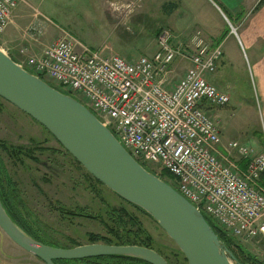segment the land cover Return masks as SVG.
Returning a JSON list of instances; mask_svg holds the SVG:
<instances>
[{"label": "built area", "instance_id": "built-area-1", "mask_svg": "<svg viewBox=\"0 0 264 264\" xmlns=\"http://www.w3.org/2000/svg\"><path fill=\"white\" fill-rule=\"evenodd\" d=\"M18 4L0 0V35ZM157 45L154 54L129 60L103 55L65 35L25 65L80 100L136 161L155 168L157 175L166 173L170 179L165 181L227 237L244 244L264 237V149L250 151L232 142L222 150L218 124L208 111L230 102L209 81L223 44L212 45L199 34L175 44L172 32L161 28ZM178 57L190 65L169 88Z\"/></svg>", "mask_w": 264, "mask_h": 264}, {"label": "rangeland", "instance_id": "rangeland-1", "mask_svg": "<svg viewBox=\"0 0 264 264\" xmlns=\"http://www.w3.org/2000/svg\"><path fill=\"white\" fill-rule=\"evenodd\" d=\"M20 2L23 5L19 13L24 12L28 21L32 16L39 25L54 23L53 28L63 33V37L71 36L103 55H120L129 60L147 55L142 52H146L144 47L151 42H138L134 33H130V25L121 26L130 38H120L121 28L106 17L103 8H92L85 2L74 6L66 1L58 4L55 0L46 4L42 0ZM44 29L39 32L38 41L45 42L53 33L45 25ZM35 34L38 36L37 32ZM0 47L31 72L25 65L31 56L23 51L16 54L1 42ZM224 60V65L217 64L214 74L221 80L215 85L229 95L230 102L221 108L208 107L219 127L221 149L237 142L250 151L263 150L257 136L262 134L263 138L264 135V102L250 55L243 49L239 53L226 50ZM189 65L186 58L175 60L168 76L169 88L176 86ZM41 130L0 98V168L7 177V196L18 217L39 239L62 248L136 240L150 245L169 264H186L176 244L152 218L97 183L46 129ZM231 155L239 159L235 152ZM146 169L155 173L153 167ZM163 179L169 181L170 177ZM92 237L97 239L92 240ZM236 243L247 254L246 244L234 240ZM231 249L243 257L238 248ZM0 264L44 263L14 244L0 229Z\"/></svg>", "mask_w": 264, "mask_h": 264}, {"label": "water", "instance_id": "water-1", "mask_svg": "<svg viewBox=\"0 0 264 264\" xmlns=\"http://www.w3.org/2000/svg\"><path fill=\"white\" fill-rule=\"evenodd\" d=\"M0 98L43 126L109 191L152 218L188 264H239L203 214L169 184L141 166L85 105L29 73L1 48ZM0 229L14 244L45 264L104 256L168 264L156 251L140 246L45 245L12 220L1 199Z\"/></svg>", "mask_w": 264, "mask_h": 264}, {"label": "crops", "instance_id": "crops-1", "mask_svg": "<svg viewBox=\"0 0 264 264\" xmlns=\"http://www.w3.org/2000/svg\"><path fill=\"white\" fill-rule=\"evenodd\" d=\"M47 1H49L48 3L54 2V0H42V3L46 4ZM55 1L58 4L66 1L73 6L85 2L92 8H103L106 17L113 24H117L118 29L121 28L120 38H130L126 30L121 27L122 25H130L132 28L130 33H134V38L138 42H151L144 47L146 52L143 51V54L152 55L157 51V35L161 28H167L172 32L175 44L190 42L197 34L202 40L212 45L223 44V57L219 61L221 65L225 63L226 50L239 53L243 49L249 53L252 60L253 71L258 80L264 102V0ZM21 3L13 12L11 23L0 37V42L16 54L23 51L28 56L38 57L46 48L63 37V33L53 28L54 23L46 22L45 27L47 26L53 33L45 42L38 41L40 34L37 36L32 30L39 28L41 32H44V25L37 24L32 16L28 21L24 12L19 13L23 5ZM125 7L131 8V10L127 11ZM230 25L236 29L235 34L231 33ZM220 80V76L216 74L209 76V81L214 86ZM217 88L219 89V87ZM244 167L241 166L243 169ZM246 252L264 264V237L247 243Z\"/></svg>", "mask_w": 264, "mask_h": 264}, {"label": "trees", "instance_id": "trees-1", "mask_svg": "<svg viewBox=\"0 0 264 264\" xmlns=\"http://www.w3.org/2000/svg\"><path fill=\"white\" fill-rule=\"evenodd\" d=\"M31 73V72H30ZM43 81L47 82L44 80V78L40 77ZM48 83V82H47ZM50 86L54 87L51 83H48ZM55 89L59 90L60 92L64 94H68L66 92H63L62 90L54 87ZM70 95V94H68ZM258 140L259 144L264 147V136L262 138V134H258ZM78 163V162H77ZM79 164V163H78ZM245 161L241 162V166L244 167ZM80 165V164H79ZM89 174V173H88ZM90 175V174H89ZM91 176V175H90ZM165 176H168L166 173L162 174V179ZM92 177V176H91ZM169 177V176H168ZM93 178V177H92ZM94 179V178H93ZM97 183L101 184L98 182L96 179H94ZM7 177L3 174L1 168H0V199L2 201V204L7 211L8 215L12 218V220L23 230L25 231L28 235H30L32 238L35 240L47 245L46 243L43 242V240L39 239L26 225L23 219L19 218L14 209L11 206V203L8 198V188H7ZM102 185V184H101ZM127 203V202H126ZM129 204V203H128ZM131 205V204H129ZM133 206V205H131ZM135 207V206H133ZM136 209L140 210L139 208L135 207ZM143 212L142 210H140ZM146 214L145 212H143ZM147 215V214H146ZM148 216V215H147ZM85 217V216H84ZM205 219L208 221V223L212 226L220 240L224 243V245L232 252L236 260L238 261L239 264H262L260 261L256 260L255 258L249 256V254H245V252L242 250L240 245L238 243L234 244V240L227 237L217 226H215L209 219L204 216ZM97 238L92 237V240H96ZM107 245H115V246H140V247H145L148 249H152L150 245L144 244V243H137L136 240H127L123 241L122 243H109ZM50 246V245H48ZM236 247L240 250V252L243 254V257L241 258L240 256L234 254L233 250L231 249L232 247ZM55 247H59L56 246ZM153 250V249H152ZM184 261L186 264L187 260L184 257ZM168 263V262H167ZM55 264H149L147 262H144L142 260L136 259V258H130V257H123V256H104V257H93V258H87V259H82V260H71V261H55ZM169 264V263H168Z\"/></svg>", "mask_w": 264, "mask_h": 264}, {"label": "flooded vegetation", "instance_id": "flooded-vegetation-1", "mask_svg": "<svg viewBox=\"0 0 264 264\" xmlns=\"http://www.w3.org/2000/svg\"><path fill=\"white\" fill-rule=\"evenodd\" d=\"M3 100V99H2ZM5 101V100H4ZM8 103V102H7ZM10 104V103H9ZM13 106V105H12ZM15 107V106H14ZM16 108V107H15ZM20 111V110H19ZM21 112V111H20ZM22 114H24L23 112H21ZM26 115V114H24ZM28 118H30L31 121H33L35 124H37L40 129H42L41 131H44L45 128L43 126H41L39 123H37L35 120H33L31 117H29L28 115H26ZM56 140V139H55ZM57 144L61 147V144L56 140ZM67 154H69L67 151H66ZM70 155V154H69ZM71 156V155H70ZM72 157V156H71ZM73 158V157H72ZM74 159V158H73ZM74 161L77 163V161L74 159ZM51 247H55V246H51ZM56 248H62V247H56ZM41 261V260H40ZM45 264V263H44Z\"/></svg>", "mask_w": 264, "mask_h": 264}]
</instances>
